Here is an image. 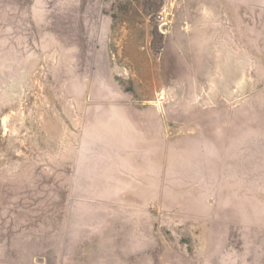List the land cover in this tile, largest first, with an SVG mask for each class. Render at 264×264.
<instances>
[{
	"label": "rangeland",
	"instance_id": "rangeland-1",
	"mask_svg": "<svg viewBox=\"0 0 264 264\" xmlns=\"http://www.w3.org/2000/svg\"><path fill=\"white\" fill-rule=\"evenodd\" d=\"M0 264H264V0H0Z\"/></svg>",
	"mask_w": 264,
	"mask_h": 264
},
{
	"label": "built area",
	"instance_id": "built-area-1",
	"mask_svg": "<svg viewBox=\"0 0 264 264\" xmlns=\"http://www.w3.org/2000/svg\"><path fill=\"white\" fill-rule=\"evenodd\" d=\"M158 18L162 22V24H167L168 23L167 15L164 12L160 11V13L158 14Z\"/></svg>",
	"mask_w": 264,
	"mask_h": 264
}]
</instances>
